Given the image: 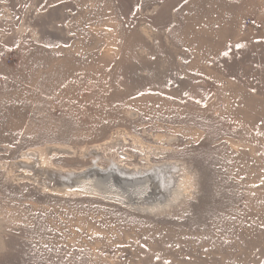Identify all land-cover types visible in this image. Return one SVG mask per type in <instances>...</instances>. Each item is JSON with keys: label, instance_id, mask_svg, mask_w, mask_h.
<instances>
[{"label": "rangeland", "instance_id": "rangeland-1", "mask_svg": "<svg viewBox=\"0 0 264 264\" xmlns=\"http://www.w3.org/2000/svg\"><path fill=\"white\" fill-rule=\"evenodd\" d=\"M37 155L178 199L53 193ZM0 264H264V0H0Z\"/></svg>", "mask_w": 264, "mask_h": 264}, {"label": "bare ground", "instance_id": "bare-ground-1", "mask_svg": "<svg viewBox=\"0 0 264 264\" xmlns=\"http://www.w3.org/2000/svg\"><path fill=\"white\" fill-rule=\"evenodd\" d=\"M60 151L65 153H67L66 151H68V153L73 152L72 149H61ZM26 153L35 154L32 150ZM96 154L99 153L97 152ZM95 157L96 160L94 161L95 164L93 166L81 171H69L58 169L56 167L49 168L45 157L37 155L38 160L36 161V170H40L38 177L42 179L45 185L47 184V186H50L53 193L74 192L92 197L97 196L116 201L121 205L134 206L135 208L142 210L167 208L177 201L178 194L175 195L174 193L172 196L169 195L171 191L170 188L172 187V185H169V179L170 176L175 173V169L177 170L176 166L150 164V166L143 169L122 168V166L116 161L109 160L110 166L103 167L99 164V160L103 157ZM30 158L26 161H21L22 164H31L30 161L33 158ZM53 173L60 177V181H58L56 185L52 184L53 180L52 177H50ZM163 175L166 176V189ZM21 177L30 178L27 174H22ZM108 190L109 192H107ZM115 193L118 194V196H116ZM125 194L127 196H125ZM137 195H140V197H137ZM147 195L149 198H142V196L144 197Z\"/></svg>", "mask_w": 264, "mask_h": 264}, {"label": "water", "instance_id": "water-1", "mask_svg": "<svg viewBox=\"0 0 264 264\" xmlns=\"http://www.w3.org/2000/svg\"><path fill=\"white\" fill-rule=\"evenodd\" d=\"M92 176H93V175H92ZM107 192H109V190H108ZM97 194H98V193H97ZM112 194H114V193H112ZM115 195L118 196V194H116V193H115ZM125 196H127V195L125 194ZM137 197H140V195H137ZM133 198H134V197H133ZM142 198H144V199H145V198H149V196H148V195H147V196H144V197L142 196Z\"/></svg>", "mask_w": 264, "mask_h": 264}]
</instances>
